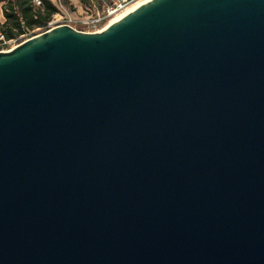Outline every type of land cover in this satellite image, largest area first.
I'll return each instance as SVG.
<instances>
[{"label": "water", "instance_id": "water-1", "mask_svg": "<svg viewBox=\"0 0 264 264\" xmlns=\"http://www.w3.org/2000/svg\"><path fill=\"white\" fill-rule=\"evenodd\" d=\"M0 264H264V0L0 52Z\"/></svg>", "mask_w": 264, "mask_h": 264}, {"label": "built area", "instance_id": "built-area-1", "mask_svg": "<svg viewBox=\"0 0 264 264\" xmlns=\"http://www.w3.org/2000/svg\"><path fill=\"white\" fill-rule=\"evenodd\" d=\"M58 9L43 28H38L29 33L18 36L15 39H7L0 31V52H8L18 45L30 40L32 37L44 34L60 26H68L84 33L102 32L108 24L118 16L122 15L133 4L142 0H90L88 7H82L81 12L72 14L65 9V0H53ZM36 6H42V0H35Z\"/></svg>", "mask_w": 264, "mask_h": 264}, {"label": "trees", "instance_id": "trees-1", "mask_svg": "<svg viewBox=\"0 0 264 264\" xmlns=\"http://www.w3.org/2000/svg\"><path fill=\"white\" fill-rule=\"evenodd\" d=\"M4 1L2 14L5 20L0 21V31L9 40L45 27L47 22L59 12L53 0H42L40 7L36 6L35 0ZM80 2L84 7H88L90 4V0H80Z\"/></svg>", "mask_w": 264, "mask_h": 264}, {"label": "rangeland", "instance_id": "rangeland-1", "mask_svg": "<svg viewBox=\"0 0 264 264\" xmlns=\"http://www.w3.org/2000/svg\"><path fill=\"white\" fill-rule=\"evenodd\" d=\"M0 21L2 22L3 20H5L4 15L2 14V7L5 4L4 0L0 1ZM82 7H84L80 0H65V9L67 10V12H70L72 14H77V13H82L81 9Z\"/></svg>", "mask_w": 264, "mask_h": 264}, {"label": "bare ground", "instance_id": "bare-ground-1", "mask_svg": "<svg viewBox=\"0 0 264 264\" xmlns=\"http://www.w3.org/2000/svg\"><path fill=\"white\" fill-rule=\"evenodd\" d=\"M149 1H151V0H142V1H139V2H137V3H135V4H133V6L130 7L128 10H126V12H124L122 15L118 16V18H116V19H114L113 21H111V23L108 24L107 27H108L109 25H112V24L118 22L120 19L124 18V17L127 16L128 14L133 13V11H135L136 9H138L139 7H141L142 5L146 4V3L149 2ZM107 27H106V28H107ZM104 29H105V28H104Z\"/></svg>", "mask_w": 264, "mask_h": 264}, {"label": "crops", "instance_id": "crops-1", "mask_svg": "<svg viewBox=\"0 0 264 264\" xmlns=\"http://www.w3.org/2000/svg\"><path fill=\"white\" fill-rule=\"evenodd\" d=\"M4 21V20H3Z\"/></svg>", "mask_w": 264, "mask_h": 264}]
</instances>
